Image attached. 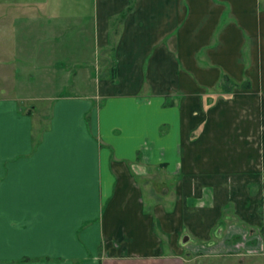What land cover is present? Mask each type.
<instances>
[{
	"label": "crops",
	"instance_id": "0c3cea01",
	"mask_svg": "<svg viewBox=\"0 0 264 264\" xmlns=\"http://www.w3.org/2000/svg\"><path fill=\"white\" fill-rule=\"evenodd\" d=\"M251 227L264 0H0V264H192Z\"/></svg>",
	"mask_w": 264,
	"mask_h": 264
},
{
	"label": "rangeland",
	"instance_id": "374dc122",
	"mask_svg": "<svg viewBox=\"0 0 264 264\" xmlns=\"http://www.w3.org/2000/svg\"><path fill=\"white\" fill-rule=\"evenodd\" d=\"M22 80L26 82H32V78H30L29 75H23ZM69 91L70 87H65L64 93H67ZM35 103L38 105L39 101H36ZM205 193L207 196V193L209 194V191L206 190ZM221 226L223 227V224L220 226L218 225L217 231ZM254 227H251V229L245 230L243 233L241 232L237 235H227L225 237V242L223 241V233H221L220 235L210 236V238L213 239V243L222 241V243L228 242L229 244H231V248L233 249L232 251H210L208 253H205L209 256L200 251L191 252L190 255H188V258H193L192 264H241V260H243L244 258L247 261L246 264H264V230L261 231L258 228ZM223 229H221L219 232H222ZM201 240L202 239L196 241L201 242ZM203 246H206V244H203ZM204 249L206 251L208 250V248Z\"/></svg>",
	"mask_w": 264,
	"mask_h": 264
}]
</instances>
